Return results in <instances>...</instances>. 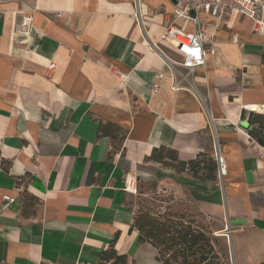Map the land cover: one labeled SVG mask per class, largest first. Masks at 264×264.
<instances>
[{
  "label": "crops",
  "instance_id": "obj_1",
  "mask_svg": "<svg viewBox=\"0 0 264 264\" xmlns=\"http://www.w3.org/2000/svg\"><path fill=\"white\" fill-rule=\"evenodd\" d=\"M258 2L259 24L203 15L213 52L187 72L162 49L179 56L161 38L170 0H0V264H101L116 234L127 264L145 247L160 264L129 231L137 178L173 193L168 210L188 199L224 220L230 241L264 232V148L240 121L264 107ZM160 146L184 161L218 146L226 173H177L147 158Z\"/></svg>",
  "mask_w": 264,
  "mask_h": 264
},
{
  "label": "trees",
  "instance_id": "obj_2",
  "mask_svg": "<svg viewBox=\"0 0 264 264\" xmlns=\"http://www.w3.org/2000/svg\"><path fill=\"white\" fill-rule=\"evenodd\" d=\"M240 121L251 140L264 148V112H240ZM177 173H187L195 179L215 181L217 178L216 162L208 154L200 153L189 160H180L176 151L160 146L153 148L149 157ZM7 162L0 157V165L7 172ZM139 178H137L138 180ZM19 181L16 179V184ZM172 200V199H171ZM132 207V201L127 204ZM129 231L136 230L137 241L147 244L155 250V260L160 264H231V249L223 233L217 235L205 230L189 211L163 210L152 213L150 210H133ZM104 248L98 261L101 264H127V256L118 254L114 242ZM223 237V238H222ZM233 252V249H232ZM131 264H136L132 262Z\"/></svg>",
  "mask_w": 264,
  "mask_h": 264
},
{
  "label": "built area",
  "instance_id": "obj_3",
  "mask_svg": "<svg viewBox=\"0 0 264 264\" xmlns=\"http://www.w3.org/2000/svg\"><path fill=\"white\" fill-rule=\"evenodd\" d=\"M170 1L172 2V12L162 22L164 31L161 38L179 55L181 61L178 65L187 72L205 66L206 56L213 52L209 46L210 37L199 27L203 21V15L223 20L227 15L240 14L259 24L258 16L263 7L258 0ZM180 22L190 23L192 30H187ZM177 85L178 83L175 82L173 88ZM213 157L217 166V175L224 176L226 163L218 146L213 149ZM3 198L6 201L10 200L8 196H3Z\"/></svg>",
  "mask_w": 264,
  "mask_h": 264
},
{
  "label": "rangeland",
  "instance_id": "obj_4",
  "mask_svg": "<svg viewBox=\"0 0 264 264\" xmlns=\"http://www.w3.org/2000/svg\"><path fill=\"white\" fill-rule=\"evenodd\" d=\"M163 51L167 56L175 62V66L179 67L181 58L171 53L170 50L163 46ZM248 112V111H246ZM135 190V195L133 196L132 205L136 209L140 210H150L152 213L162 212L163 210H168V203L173 200V193L169 191L161 190L157 188L155 181H142L138 179L135 184H131ZM162 186V185H161ZM167 189V188H166ZM182 199L185 198L182 196ZM186 203L188 211H191L190 215L194 217L200 225H203L207 231H211L213 234L217 235L223 233L227 236V231L225 230V221L214 220L213 218L207 217L203 214H200L197 211V207L194 203L190 202L188 199L183 203ZM182 203L177 202V209H181ZM179 211V210H178ZM187 211V210H185ZM236 225V224H233ZM225 230V231H222ZM227 233V234H226ZM223 238V237H222ZM224 241L227 240V237H224ZM227 242V241H226ZM231 244L233 249V261L234 264H264V232L261 230H256L254 227H247L241 232H233L231 236ZM143 252H147V248H141ZM145 252V253H146ZM143 253V258L139 260L140 263L147 264V259L145 256L148 254ZM146 256V257H147Z\"/></svg>",
  "mask_w": 264,
  "mask_h": 264
},
{
  "label": "bare ground",
  "instance_id": "obj_5",
  "mask_svg": "<svg viewBox=\"0 0 264 264\" xmlns=\"http://www.w3.org/2000/svg\"><path fill=\"white\" fill-rule=\"evenodd\" d=\"M246 109L249 110V111L264 112V107H261V106H258V105H251V106L247 107Z\"/></svg>",
  "mask_w": 264,
  "mask_h": 264
},
{
  "label": "water",
  "instance_id": "obj_6",
  "mask_svg": "<svg viewBox=\"0 0 264 264\" xmlns=\"http://www.w3.org/2000/svg\"><path fill=\"white\" fill-rule=\"evenodd\" d=\"M191 15H193V13H191ZM19 17L17 18V21L19 22ZM225 229H227V225H226V228ZM227 234V233H226ZM227 239H228V242H229V244H231V241H230V237H229V235L227 234ZM231 264H234V261H233V252H232V249H231Z\"/></svg>",
  "mask_w": 264,
  "mask_h": 264
}]
</instances>
